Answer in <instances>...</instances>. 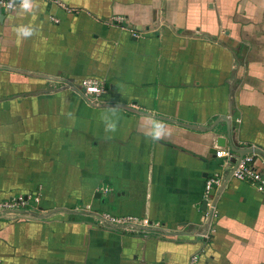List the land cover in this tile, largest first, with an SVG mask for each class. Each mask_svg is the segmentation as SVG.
Returning a JSON list of instances; mask_svg holds the SVG:
<instances>
[{"label":"crops","instance_id":"obj_1","mask_svg":"<svg viewBox=\"0 0 264 264\" xmlns=\"http://www.w3.org/2000/svg\"><path fill=\"white\" fill-rule=\"evenodd\" d=\"M82 78L102 81L98 105L63 89ZM221 117L264 175V0L0 9V200L38 198L0 218V264H264V192L228 177L215 215L202 204L205 178L229 169L213 154L225 123L206 129ZM102 211L151 225H101Z\"/></svg>","mask_w":264,"mask_h":264},{"label":"built area","instance_id":"obj_2","mask_svg":"<svg viewBox=\"0 0 264 264\" xmlns=\"http://www.w3.org/2000/svg\"><path fill=\"white\" fill-rule=\"evenodd\" d=\"M21 1L14 0H0V9L8 12L14 10ZM122 19V17H115L112 23H117ZM129 32L134 36L136 33L129 29ZM79 84V85H78ZM78 84H73V82H67V87L77 92L85 101L90 103H96L98 97L104 91L103 83L97 78H82L79 80ZM227 150L217 149L214 151V156L222 158L223 165L232 168L229 177H232L239 181H244L250 184L255 190L264 192V175L262 172L254 165L252 154H244L240 159L234 164L231 163L229 158V153ZM221 173H213L207 176L203 184L202 201L204 205L210 209V215L214 216L213 204L211 202V197L214 190L218 187L221 181ZM38 203V198L36 196L26 197L23 194H15L10 198L0 200V218L7 220H14L15 218L24 215L21 210H26L34 207ZM97 223L101 225H110L112 228H121L128 231H142L144 232L146 227L150 226V222L147 218H140L134 215H123V214H112L108 211H102L97 213L95 216ZM211 231V230H210ZM210 231L206 230L201 237L207 238ZM188 264H197V255L191 254L188 259Z\"/></svg>","mask_w":264,"mask_h":264},{"label":"water","instance_id":"obj_3","mask_svg":"<svg viewBox=\"0 0 264 264\" xmlns=\"http://www.w3.org/2000/svg\"><path fill=\"white\" fill-rule=\"evenodd\" d=\"M16 1V0H14ZM29 75H38L39 74H29ZM93 105H98L97 103H92ZM132 109V108H130ZM224 122L225 123V136H217L215 141V145L218 146V147H223L224 144H225V139L227 141V146H228V153H229V158L228 160L231 162V163H236L240 157L244 154H247V153H251V152H256L257 151V148H242V149H238L234 146L231 138H230V133H229V122H228V119L224 118V117H221V118H217L213 124H211L210 126H208L206 129L207 130H212L214 128V125L216 122ZM215 151V150H213ZM214 154V152H213ZM232 168H229L228 170H226L223 174H222V177H221V181H220V185L218 186V189L223 185V183L226 181V179L229 177V174L231 172ZM202 204L204 205V202H202ZM213 204V203H212ZM210 215H208L207 217V220L209 218ZM147 230V228H145ZM198 230H195V234H198L200 235L199 237H201V235L205 232L206 230V222L205 224L202 226V227H199L197 228Z\"/></svg>","mask_w":264,"mask_h":264},{"label":"clouds","instance_id":"obj_4","mask_svg":"<svg viewBox=\"0 0 264 264\" xmlns=\"http://www.w3.org/2000/svg\"><path fill=\"white\" fill-rule=\"evenodd\" d=\"M21 4L24 10L31 11L34 7V0H21ZM18 32L22 36L28 37L32 35L33 30L30 27H21L20 29H18ZM159 122L161 121L153 123L151 133H150L151 138L155 140H159L164 137V132L162 131ZM105 130L114 132L116 131V125L115 124L108 125Z\"/></svg>","mask_w":264,"mask_h":264},{"label":"rangeland","instance_id":"obj_5","mask_svg":"<svg viewBox=\"0 0 264 264\" xmlns=\"http://www.w3.org/2000/svg\"><path fill=\"white\" fill-rule=\"evenodd\" d=\"M69 82H73V84L75 85V84H78V82L79 81H69ZM64 85H63V89H65V90H69V91H71V92H73V93H75V94H78L77 92H75V91H73V90H71V89H69L68 87H67V82H65V83H63ZM79 85V84H78ZM18 218V217H17ZM16 218V219H17ZM9 221H13V220H9Z\"/></svg>","mask_w":264,"mask_h":264}]
</instances>
